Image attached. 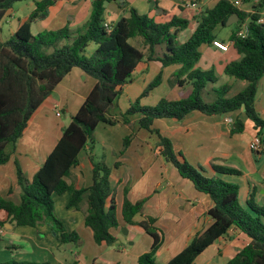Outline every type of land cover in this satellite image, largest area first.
Here are the masks:
<instances>
[{
	"label": "trees",
	"instance_id": "1",
	"mask_svg": "<svg viewBox=\"0 0 264 264\" xmlns=\"http://www.w3.org/2000/svg\"><path fill=\"white\" fill-rule=\"evenodd\" d=\"M18 1L22 0H0V22L6 11ZM32 1L34 8L14 33L5 40L0 37V164L8 161L10 151H7V147L14 146L33 112L73 68L80 69L96 81L70 122L62 128L56 145L32 179L28 180L16 165L17 180L21 186L20 202L14 203L0 196V212L3 213L0 226L48 224L59 237L62 250H66L67 245L72 248L79 246L78 233L66 230L54 209L52 194L66 192L67 206L82 210L83 224L91 230L94 243L112 245L116 236L111 230L117 228L119 222L117 200L109 179L110 168L104 161H96L92 154H88L91 163L89 186L76 187L65 178L78 165L80 151L86 146L92 147L94 131L99 123H128L127 116L137 113L140 115L139 126L158 136L156 152L182 178L212 201L207 211L212 222L197 232L170 260L161 263L154 257L162 243L161 234L155 226L156 218L145 216L139 221L134 219L141 213L144 199L131 202L125 186L119 208L121 219L124 223L139 225L152 238L150 249L138 256L137 264H193L201 252L232 226L244 234L247 242L226 264H264V205L255 203L251 194L241 206L238 185L224 178L240 171L214 164L212 169L215 174L206 175L202 168L190 164L181 153L177 154L171 139L154 127L156 119L181 121L192 111L213 116L242 110L257 131L264 129V119L258 116L254 106L257 84L264 75V24L258 22L264 0H252L250 12L235 5L234 0H217L195 16L196 26L192 34L181 43L176 42L178 34L189 24L185 17L163 11L160 20L156 21L130 7L127 14L107 31L104 26V3L109 0H92L87 22L70 43L64 44L60 42L69 39V28L33 33L31 27L32 23L47 17L49 8L56 0ZM239 1L246 3L251 0ZM117 4L121 8L126 6L125 1H118ZM232 14L237 15L238 21L234 23L235 29L227 41L238 57L225 65L224 74L233 81L245 82L238 91H233L230 82L215 86L218 76L213 69L202 70L196 66L200 58V45L213 46L212 41L217 39L214 31L219 26H225ZM243 23L247 25V34L239 37L236 31ZM135 37L140 38L145 51L131 43ZM91 42L96 47L92 53L85 55V49ZM158 47L161 50L158 51ZM143 61L159 62L161 71L167 66L179 65L172 77L178 85L189 83L190 92L176 99L162 97L153 105H140L137 98L119 117H112L110 108L121 94L122 86ZM161 80L162 73L159 72L148 82L140 96L148 95ZM203 93L209 98L204 97ZM83 203L85 208L82 207ZM0 264L51 263L10 259L0 261Z\"/></svg>",
	"mask_w": 264,
	"mask_h": 264
},
{
	"label": "crops",
	"instance_id": "2",
	"mask_svg": "<svg viewBox=\"0 0 264 264\" xmlns=\"http://www.w3.org/2000/svg\"><path fill=\"white\" fill-rule=\"evenodd\" d=\"M62 1L63 4L67 1L75 2V0H56L55 4L49 8V11ZM118 1H125L126 6L125 8H121L117 4V10L110 9V12L107 14L108 16L106 15L104 18L105 21L111 25L116 23L120 17L126 15L127 10L130 7H134L138 11V9L134 6L136 0ZM152 1L156 2L155 7H159L163 9V11L175 13L179 16H181V11L184 9L189 12L187 17L182 16L189 20L188 26H190V31L185 37L188 38L196 26L195 16L206 8H210V5L212 6V4H214L217 0H192L197 3V9L192 8L189 4H185L186 1L184 0H182L183 4L179 3L178 0ZM251 4L252 0L246 3L240 1L239 7L246 12H250ZM155 7L151 6L152 10H146L148 13L147 16L153 17L156 21H159L161 14L156 12ZM261 14V16L264 17V9ZM13 20L14 14L12 7L6 11L4 18L0 22V25L3 22L7 23L8 31L11 34L14 33L19 25V23L14 24ZM40 22L41 20L35 22L34 24H38ZM37 32L39 31L33 33ZM133 39L140 41V38L138 37ZM217 39L219 38L217 37ZM131 43L135 45L132 39ZM138 48L145 51L143 46L142 48ZM213 48L219 50L214 46ZM157 49L158 51L161 50L160 47ZM178 67L179 65H171L162 69L163 79L160 84L165 87L164 90H167V98H179L178 96L170 97L171 90L169 87L170 76H172V73ZM160 71L161 65L157 61L141 62L133 72L128 82L122 86V92L123 88H125L129 82L142 79V87ZM165 79H168L167 84L164 82ZM95 81L96 80L93 77L83 73L80 69L73 68L33 112L26 129L17 139L14 146L7 147V151H10L8 161L4 164H0L1 197L9 199L14 203L20 202L21 186L17 180L16 165L19 166L28 180L32 179L34 173L40 168L47 155L56 145L61 136L62 128L70 122L71 117L76 113L95 84ZM176 85L177 90L179 86H187L191 90V85L189 83ZM148 96H150V94ZM263 97L264 75H262L258 81L254 104L257 101L262 104ZM110 115L114 118L119 117L111 113ZM227 115H230L233 118V123L231 125L224 122V117ZM178 122L179 121L172 118H160L154 121V127L157 128L163 135L169 137L173 143L175 152L181 153L184 157L185 155L182 151H187L188 145H192V148L196 153V158L194 157L195 162L197 163L196 166L202 168L206 175L215 174L212 169L214 164L239 170V174L226 175L224 178L228 181L236 183L238 186L240 184L239 178L242 179L244 181V187H242V190L246 195L245 200L252 194L255 203L264 205V199L263 203H260L261 199L264 197V129L257 131L252 126V123L246 118L242 110L234 112L233 114L213 116H208L198 111H192L185 115V117L180 121L181 124ZM99 124L114 126L104 123ZM256 135H259L263 140V145L259 151L253 152L249 148V143ZM93 148L94 144L92 143L91 148L86 146L83 150H86L87 154H92L94 157ZM120 163V159H117L114 166L118 168L119 165H122ZM165 163L167 162L165 161ZM131 171L132 166H128V172L130 173ZM171 174L173 173H169L168 179H170ZM73 175L75 178H79L80 175L82 176L81 173L77 172ZM126 182L127 180L123 181L121 178H117L115 180L116 186L122 183L123 187H127ZM170 184L171 182H166V187H169ZM179 184L181 185V188L184 189L183 183L179 182ZM76 187L78 186L76 185ZM163 190L164 189L157 190L156 196H153L151 200H149L151 201V204L147 206L145 213L143 212L144 208H142L141 213H139L141 215L140 219L136 220L134 217L136 221L141 220L145 216H152L156 218L155 226L161 234L162 243L155 252L154 257L156 261L161 263H165L170 260L189 243L197 232L202 231L212 222V218L207 214V211L212 206V201L208 195L199 192L196 189V192H193L190 189L180 192L181 190L174 188L173 203H170V199L162 198ZM260 190H262V193H259ZM55 195H57L58 201H61L59 205L56 203V198H54ZM157 196L158 198H156ZM52 198L54 201L55 213L62 221L66 230L77 232V229L80 228L81 225L86 227L83 224L84 214L82 210H77L73 207L67 206L68 195L66 192L60 195L53 193ZM148 198L150 199V197ZM164 200H166L168 204H164ZM120 203L121 202L117 200L118 208H120ZM82 207L85 208V203L82 204ZM2 217L3 213L0 212V218ZM124 225L135 227L137 231L141 233L140 237H142V235H147L150 239V242L148 243L149 247H147L148 249H142L139 251L134 249L132 246L127 247L122 241L118 242L119 233L117 228L119 226L111 230L116 236V241L112 245H97L94 243L92 232L87 227L90 230L88 234L90 241H92L95 246H90L91 251L88 252V254H85L79 251V246H75L73 248L70 246L69 249L66 246V250H62V247L59 246V237L53 233L48 224L36 226H13L5 224V232L0 235V240L3 241V247L0 246L3 251L0 261L9 260L7 258L6 251H8V249H13L14 256L10 257V259L19 261H48L51 264H62L60 256L68 251L67 256L71 255L74 258L72 264H84L88 258H90L91 264H97L98 262L99 264H137L138 256L150 249L152 238L137 224L124 223ZM81 241L82 240L80 239V242ZM246 242L247 239L244 234H242L236 227L232 226L223 236L201 252L196 257L194 263L226 264L234 253ZM17 254L20 255L16 257ZM83 258L85 260H83Z\"/></svg>",
	"mask_w": 264,
	"mask_h": 264
},
{
	"label": "rangeland",
	"instance_id": "3",
	"mask_svg": "<svg viewBox=\"0 0 264 264\" xmlns=\"http://www.w3.org/2000/svg\"><path fill=\"white\" fill-rule=\"evenodd\" d=\"M184 1H186L185 4L188 5L192 0ZM117 2L118 0L105 1L104 17L108 14V12H110V9L117 10ZM151 2L152 0H136L134 6L138 9L140 14L147 15L148 13L146 10H152ZM178 2L183 4L182 0H178ZM62 4L63 1L60 4L56 5V7H54L52 10L48 11L47 17L44 20H41L40 23H32V32L43 30L54 31L63 27H67L71 30L70 37L69 39L62 40L60 44L70 43L72 41L71 38L76 36L87 22L91 12L92 0H75V2L67 1L63 5ZM33 6L34 4L32 0H22L16 2L13 5L14 24L21 23L22 21H24L27 18L28 14L31 12ZM188 14L189 12L185 9L181 11V16L187 17ZM7 26L8 25L6 22H3L0 25V37L2 40L7 39L11 35V33H9L8 31ZM189 28L190 26L182 30V32L178 36L176 43H181L187 39L185 37L190 31ZM234 28V24L230 26H219L214 31V33L219 39L227 41L231 31ZM132 41L135 43L136 46L142 48V43L140 41H136V39H132ZM95 47L96 44L94 42L89 43V45L85 49V55H89L90 53H92ZM198 50L200 52V58L196 66L202 70L213 69L215 74L218 76V81L215 86H218L219 84H223L225 82H230L233 84V91H237L239 89L241 90L244 87L245 82L233 81L227 75L224 74L225 65L238 57V55L232 48H229L228 51L223 52L214 49L213 46L201 44ZM160 72L162 73L163 79V71ZM170 77V97H183L190 92V88L187 86H179L178 90L180 91H178L176 85L177 83L175 82L174 77ZM153 78H151L148 82H150ZM167 80H164L165 84L168 83ZM141 81L142 79L133 80L132 82H129L127 86H125V88H123V92L117 96L113 106L110 108L111 114H114L115 116H120V114L125 112V110L129 107L130 103L136 100L137 98L139 99L140 105H153L160 98L168 97L167 90H164L165 87L162 84H158L152 90V93H149L150 96H148V94L146 96L141 97V92L148 84L147 82L141 87ZM203 96L209 98L207 95H205V93H203ZM212 96V93H210L211 98ZM254 106L258 116L261 119H264V97L262 100V104L257 101ZM127 117L129 119L128 123H123L122 121H119L114 126H105L103 124H99V126L96 127L94 131L93 137L94 159H96V161H104V163L110 168L109 179L112 191L116 199L121 202L124 188L122 183L116 186L115 180L117 178H121L123 181L127 180L126 184L129 189L127 197L131 201L135 202L137 200L144 199V213L147 206L151 204V201L149 200H151L153 196H156L157 190L164 189L162 192V198L170 199V203H173L174 188L181 190L180 192L186 191L187 189H190L194 192L195 189L193 188L192 184L187 180L182 179L179 176L177 170L171 164L165 163L162 156H160L156 152L157 144L159 141L157 134L143 129L139 126V114H129ZM178 123L181 124L180 121ZM127 138L128 140H126ZM260 140L262 148L263 140ZM182 153L185 155L186 159L189 161L190 164L197 167V163L194 159L196 153L193 150L192 145H188L187 151H182ZM117 159H120V164H122L119 165L118 168L114 166V163L117 161ZM78 161V166L74 168L75 170L72 169L70 176L66 177L65 179L67 180V182H73L78 187H87L90 184L91 163L89 161L86 150H82L79 153ZM128 166H132V171L130 173L128 172ZM75 172L81 173L82 176L80 175L79 178H75L73 175L75 174ZM171 172L173 174H171L170 179H168L169 173ZM166 182H171L169 187H166ZM179 182L183 183L184 189L181 188ZM239 182L240 184L238 186V201L241 206H244L246 197L244 191L242 190V187H244V181L239 178ZM259 193H262V190H260ZM202 195L205 196L204 194ZM148 197H150V199ZM54 198H56V203L59 205L61 201H58L57 195H55ZM156 198H158V196ZM263 199L264 197L261 199L260 203H263ZM164 204H168L166 200H164ZM140 218V214H137L135 216L136 220ZM117 219L119 221V227L117 228L119 233L118 242L122 241L127 247L132 246L134 249L139 251L142 249H148V243L150 242L149 237L147 235H142V237H140L141 233L138 232L135 227L129 225L125 226L120 218L119 208L117 209ZM77 232L80 236V239L82 240L79 244V251L88 254V252L91 251L90 246H95L93 245L94 243L90 241L88 235L90 230L87 227L81 225L80 228L77 229ZM0 246L3 247V241L1 240ZM6 253L7 258L9 260L10 257L14 256L13 249H8ZM2 254L3 251L0 247V258ZM66 254L68 255V251H66L63 255L60 256L62 264H72L74 258L71 255L66 256ZM19 255L20 254H17L16 257H18ZM83 260L85 259L83 258ZM84 264H91L90 258H88ZM97 264H99V262Z\"/></svg>",
	"mask_w": 264,
	"mask_h": 264
},
{
	"label": "built area",
	"instance_id": "4",
	"mask_svg": "<svg viewBox=\"0 0 264 264\" xmlns=\"http://www.w3.org/2000/svg\"><path fill=\"white\" fill-rule=\"evenodd\" d=\"M234 4L235 5H239L240 1L239 0H234ZM192 8L197 9V3L196 2H190L189 4ZM259 23L264 24V17H260L258 19ZM104 26L106 27V30L109 31L112 26L111 24L105 22ZM247 34V25L246 23H243L240 28L236 31V35L239 37H245ZM212 45L221 50V51H227L228 47H229V42H224L222 40L219 39H215L212 41ZM224 122L228 125H231L233 123V118L230 115H227L224 117ZM261 138L256 135L252 138V140L249 143V148L251 151H259L261 149ZM5 232V228L3 226H0V235L3 234Z\"/></svg>",
	"mask_w": 264,
	"mask_h": 264
},
{
	"label": "water",
	"instance_id": "5",
	"mask_svg": "<svg viewBox=\"0 0 264 264\" xmlns=\"http://www.w3.org/2000/svg\"><path fill=\"white\" fill-rule=\"evenodd\" d=\"M151 6H152V7H155V6H156V2H155V1H152V2H151ZM156 12H157L158 14H162V13H163V9L157 7V8H156ZM237 21H238V17H237V15H236V14H232V15H230V16L227 18V20H226V22H225V26H230V25L236 23ZM67 248L69 249V248H70V245H67ZM66 256H67V254H66Z\"/></svg>",
	"mask_w": 264,
	"mask_h": 264
}]
</instances>
